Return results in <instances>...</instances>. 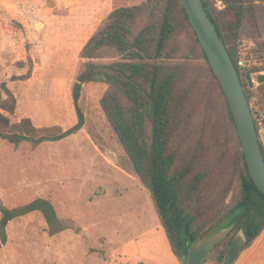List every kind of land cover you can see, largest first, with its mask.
Segmentation results:
<instances>
[{"label": "rangeland", "instance_id": "rangeland-1", "mask_svg": "<svg viewBox=\"0 0 264 264\" xmlns=\"http://www.w3.org/2000/svg\"><path fill=\"white\" fill-rule=\"evenodd\" d=\"M211 1L218 10L225 8L222 0ZM257 1L258 33L255 26L246 23L239 52L250 66L255 54L264 55V0ZM144 2L0 0V114L13 124L31 119L36 128L57 129L50 138L83 121L74 134L37 147L31 143L15 147L0 140V222L3 210L43 199L68 226L51 235L38 210L9 220L7 243L1 245L0 239V264H182L171 251L150 191L139 179L102 109L101 100L109 85L100 81L101 75L83 85L82 120L72 98V89L87 64L121 62L110 48L102 51V59L82 58L89 41L113 11ZM38 23L42 25L39 29ZM173 46L178 52L169 51L164 62L185 68L179 92H188L189 99L170 149L177 153L180 167L197 157L200 141L208 138L209 151L196 171L209 172L201 207L204 219H211L223 208H231L239 193L234 151L217 166L226 141L220 93L192 31L183 27ZM258 88L250 85V105L264 147V99ZM239 215L237 212L202 228L203 238L197 243ZM235 264H264V232L252 247L241 252Z\"/></svg>", "mask_w": 264, "mask_h": 264}, {"label": "trees", "instance_id": "trees-1", "mask_svg": "<svg viewBox=\"0 0 264 264\" xmlns=\"http://www.w3.org/2000/svg\"><path fill=\"white\" fill-rule=\"evenodd\" d=\"M202 1L209 19L216 26L235 63L251 104L253 94L250 92V76L264 71V61L259 60V57L264 59V55L255 54L252 58L254 65L246 69L240 68L238 61L245 24L250 22L257 27L258 1L222 0L225 5L223 10L215 8L211 0ZM185 26L192 31L195 44L220 93L226 141L220 151L217 166L223 165L233 150L240 183L232 207L223 208L213 218L206 220L201 196L209 172L196 171V168L209 151L208 138L200 141L197 157L180 167L177 165V153L170 149L178 134L180 115L189 99V93L182 95L179 92L185 68L165 63L164 59L169 51L178 52V48L173 45ZM256 31L258 33L257 28ZM105 48L114 49L121 62L103 66L87 64V69L81 72L72 89L73 104L82 120L80 99L83 85L97 81L95 75H101L100 81L109 85V91L101 100L102 109L139 179L151 193L174 256L181 262L186 243L195 244L203 238L202 228L220 218L228 219L237 212L240 215L236 219L238 223L235 229L212 250L206 263L215 260L221 264L240 229L244 230L247 239L243 250L252 247L264 232V194L250 177L229 105L180 0H145L141 5L113 11L106 25L84 48L82 58L102 59ZM255 50L258 51V48ZM261 51L264 52V49L261 48ZM259 80L258 91L264 99V74L259 76ZM6 93L13 97L8 90ZM255 123L258 130L256 120ZM55 131L58 130L36 128L31 119L13 124L0 114V140L15 147L22 143H31L37 147L57 138L48 137L50 133L56 134ZM262 150L264 155L263 146ZM36 210L45 217L51 235L67 229V224L57 217L52 204L38 199L18 209L3 210L4 216L0 222L1 245L7 243L6 227L9 220Z\"/></svg>", "mask_w": 264, "mask_h": 264}, {"label": "water", "instance_id": "water-1", "mask_svg": "<svg viewBox=\"0 0 264 264\" xmlns=\"http://www.w3.org/2000/svg\"><path fill=\"white\" fill-rule=\"evenodd\" d=\"M180 3L229 105L250 177L259 191L264 194V155L262 144L251 105L235 63L227 51L223 39L219 36L216 26L209 19L203 1L180 0ZM41 26V23L36 25L38 29ZM82 126L83 121L51 141L62 140L80 130ZM237 223L236 220L226 221L214 234L200 244L187 242L181 263L207 264L206 260L209 254L231 234ZM246 242L245 232L240 229L232 240L221 264H235Z\"/></svg>", "mask_w": 264, "mask_h": 264}, {"label": "built area", "instance_id": "built-area-1", "mask_svg": "<svg viewBox=\"0 0 264 264\" xmlns=\"http://www.w3.org/2000/svg\"><path fill=\"white\" fill-rule=\"evenodd\" d=\"M219 4L221 5L222 2H219ZM240 57H239V61H238V65L240 68L246 69V68H250L251 66L248 64L249 60H246V56L242 53H239ZM264 72H259V73H253L250 76V82L253 88H258L260 87V80H259V76L263 75ZM258 134H259V139L262 142L263 141V136L260 130H258ZM264 143V142H263Z\"/></svg>", "mask_w": 264, "mask_h": 264}]
</instances>
